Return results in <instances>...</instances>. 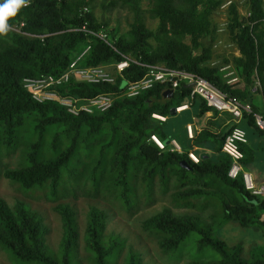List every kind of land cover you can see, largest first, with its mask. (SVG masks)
<instances>
[{
    "label": "trees",
    "instance_id": "trees-1",
    "mask_svg": "<svg viewBox=\"0 0 264 264\" xmlns=\"http://www.w3.org/2000/svg\"><path fill=\"white\" fill-rule=\"evenodd\" d=\"M130 1L136 7L137 0ZM224 1L150 0L147 10L155 19L153 28H146L135 18L126 32L114 37V32L108 30V35L118 50L139 61L189 70L243 102L253 96L251 87L257 80L256 89L264 102V0H247V15L239 14L236 2L229 0L225 28L237 54L219 61L211 54V45L202 43V39L215 30L214 26L210 29L211 14ZM88 2L31 0L9 21L12 26L19 22L22 25L0 37V175L46 199L67 194L108 195L127 209L138 201V188L149 201L155 181L161 191L171 182L175 190L170 195L176 205L198 211L210 207L211 212L209 220L203 221L197 213L178 215L163 208L147 219L146 228L170 259L178 260L186 254L192 260L190 264H264V198L249 193L239 175H226L229 159L220 151V144L229 125H222L217 133L201 128L189 145H181L186 149L190 144H204L212 150L195 151L197 163L184 152L158 149L147 140L150 133L163 142L173 136L166 123L168 117L165 121L154 120L149 116L151 111L168 115L173 106L186 101L195 108L194 117L210 109L216 113L200 96L188 97L185 84L179 83L170 96H163L162 91L169 86L155 83L133 97H114L104 111L77 115L53 101H35L21 86L24 75L61 71L85 43L90 47L82 65L119 58L101 39L70 29L83 20L92 28H106L103 20L93 17ZM82 5L88 10L79 13ZM224 63L234 69L243 82L242 88L226 83L215 73ZM143 71L142 66L130 62L122 75L135 79ZM115 77L111 84L74 81L59 90L74 95L114 91L122 80ZM252 109H257L255 104ZM239 125L252 127L264 149V130L253 123L251 114H243ZM238 147L243 154L241 162L247 166L252 151L246 144ZM17 151L16 166L7 167L8 157ZM180 160L186 161L190 169L182 167ZM258 177L254 174L256 182ZM54 209L60 214L63 229L55 250L44 242L45 228L38 214L21 201L9 208L0 198V248L13 264H78L73 212L63 203H57ZM105 220L102 210L89 208L84 243L92 264H116L123 245V239L103 234ZM229 221L258 229L261 242L252 243L247 250L239 242L226 244L218 233ZM123 264L141 263L129 252Z\"/></svg>",
    "mask_w": 264,
    "mask_h": 264
},
{
    "label": "rangeland",
    "instance_id": "rangeland-1",
    "mask_svg": "<svg viewBox=\"0 0 264 264\" xmlns=\"http://www.w3.org/2000/svg\"><path fill=\"white\" fill-rule=\"evenodd\" d=\"M225 0L219 8L211 14V28L216 27L215 30L202 39V43L211 45L210 52L213 56H217L219 61L224 57H230V54H237L235 46L229 41L227 30L225 28L226 21V6ZM237 4V11L243 14L247 10V0H233ZM136 7L132 6L130 0H89L87 3L88 9L96 20L105 22V27L114 32V37L126 32L135 18H138L146 28H153L155 26V19L148 13L150 7V0H137ZM264 4V3H263ZM184 40H187L185 38ZM124 80L120 81L122 85ZM260 104V101L256 102ZM190 108L183 113L193 115L195 108ZM183 113L169 112L167 117V125L171 129L172 134L179 142L182 143V123ZM202 114L199 123H203L205 129H209L215 133L220 130V127L228 125L224 123L226 115L221 116ZM212 117V118H211ZM225 124V125H224ZM245 130L246 139L251 141L252 136L256 137L254 129L250 126H242ZM189 145V143L187 144ZM253 146V143H252ZM252 151L253 162L251 165L256 166L258 174L264 177V149L261 143L257 141L254 143ZM18 151L7 159V167L13 168L16 166L18 160ZM256 163V164H254ZM261 164V165H260ZM254 176V174H253ZM175 188L171 182L166 190L161 191L157 182H154L152 189V198L147 201L143 196L141 189L138 188V201L130 208L120 206L108 195L99 196H84L78 195L76 197L67 194L60 196L54 200L46 199L42 196H36L32 193L12 184L8 178L0 175V198L5 204L11 208L17 201L25 203L29 209L33 210L41 219V225L45 228L44 242L46 245L55 250L58 246L60 238L63 233L60 214L54 209L57 203L67 204L74 216L75 225L77 228V246H76V261L78 264H92L89 252L85 248L84 234L86 226V214L90 207H96L102 210L106 216L103 234L117 236L123 239V245L116 264H123L129 252L134 253L139 258L141 264H190L191 258L184 254L178 260L170 259L167 254L159 247L157 237L154 236L146 228L147 219L159 212L163 208H168L174 214L197 213L201 220L208 221L211 208L208 207L203 211H198L195 208L176 205L171 197V193ZM218 237L223 239L226 244L233 245L236 242L241 243L244 250H247L252 243L261 242L262 234L260 231L252 230L251 227L239 225L236 221H229L220 229ZM0 264H13L4 250L0 248Z\"/></svg>",
    "mask_w": 264,
    "mask_h": 264
},
{
    "label": "built area",
    "instance_id": "built-area-1",
    "mask_svg": "<svg viewBox=\"0 0 264 264\" xmlns=\"http://www.w3.org/2000/svg\"><path fill=\"white\" fill-rule=\"evenodd\" d=\"M87 10V6L82 5L79 13H84ZM243 14L247 15L248 11L246 10ZM18 25H22V22L14 24L12 28L16 29ZM70 29H76L84 35H92L101 39L119 55V58L105 63L82 65L81 60L90 47L89 43H85L58 73L43 72L37 75H24L21 77V86L29 93L32 99L38 102L53 101L63 107L66 112L77 115L79 113L104 111L111 106L114 97H133L141 91L151 88L155 83H164L171 89L179 83L185 85L191 83L188 87V97L198 95L216 111V114L226 115L224 123L229 126L220 144V151L226 154L229 159L226 175L230 178H235L239 175L243 187L249 193L264 198V180L255 181L253 174L241 162L243 154L238 147L239 144L247 142L245 130L239 125L243 114H251L253 123L259 129L264 130V102L262 99L260 104L253 103L251 99L243 102L221 91L204 77L189 70L166 66L161 63L139 61L128 52H122L113 45L107 28H92L83 20L80 24ZM39 36L42 35L39 34ZM130 62H135L144 68L143 73L138 78L128 79L123 77L122 71L128 67ZM215 73L226 83L238 88L243 87V82L229 63L222 64ZM116 75L121 77L124 83L122 85L119 84L118 89L114 91L106 90L91 95H74L59 90L60 86L74 81L111 84L115 81ZM256 87L257 80L254 81L251 87L254 93L258 92ZM253 104L257 107L256 110L252 109ZM188 108L189 103L185 101L173 106L172 109L176 113ZM207 111H210L212 115L211 109ZM149 116L158 121H165L167 118V115L156 111H151ZM184 132L191 141L195 134L190 122L184 123ZM147 140L151 141L158 149L177 153L184 152L186 157L193 163L198 162V156L194 150L189 147L183 149L174 136H170L166 142H163L155 133H150Z\"/></svg>",
    "mask_w": 264,
    "mask_h": 264
},
{
    "label": "crops",
    "instance_id": "crops-1",
    "mask_svg": "<svg viewBox=\"0 0 264 264\" xmlns=\"http://www.w3.org/2000/svg\"><path fill=\"white\" fill-rule=\"evenodd\" d=\"M251 100L253 101V103H255V101L257 102H261V96H260V93L259 92H255V93H253V96L251 97ZM257 104V103H256ZM184 111H187V110H182V111H180V112H178V113H183ZM204 116H208V114H210V111H205L204 112ZM217 115H219V116H221L222 118L224 117V115L223 114H217ZM181 117H183V123H182V127H181V129H182V133H183V137H182V143L184 144V145H186L187 143H190L191 141L186 137V135H185V132H184V123H186V122H190L191 123V125H192V127H193V129H194V134H196L200 129H201V127H203V123H199V119H200V117L201 116H199V117H194L193 115H187V113H183L182 114V116ZM212 118V117H211ZM174 136V135H173ZM257 141H259L258 140V137L256 136V137H254V135L252 136V139H251V141H249L248 139H247V142L245 143L246 144V146L251 150V151H254L253 150V147H254V143L255 144H257ZM252 143H253V146H252ZM189 148H192L193 150H194V152L195 151H204V152H207V153H212V150L209 148V147H207V146H205L204 144H202V145H197V144H190V146H189ZM253 155V154H252ZM252 159V158H251ZM251 159L249 160V162H248V165L247 166H245L252 174H256L257 176H260L261 175V173L260 174H258L259 172L257 171V169H256V166H252L251 165V163L253 164V162H251L250 163V161H251ZM254 164H256V163H254ZM261 165V164H260ZM254 177V176H253ZM264 179H262L261 177L259 178L258 177V181H263Z\"/></svg>",
    "mask_w": 264,
    "mask_h": 264
},
{
    "label": "clouds",
    "instance_id": "clouds-1",
    "mask_svg": "<svg viewBox=\"0 0 264 264\" xmlns=\"http://www.w3.org/2000/svg\"><path fill=\"white\" fill-rule=\"evenodd\" d=\"M30 3L31 0H3L0 3V37L7 36L13 30L9 21Z\"/></svg>",
    "mask_w": 264,
    "mask_h": 264
},
{
    "label": "water",
    "instance_id": "water-1",
    "mask_svg": "<svg viewBox=\"0 0 264 264\" xmlns=\"http://www.w3.org/2000/svg\"><path fill=\"white\" fill-rule=\"evenodd\" d=\"M187 87H189L191 85V83H187L186 84ZM163 96H170L172 94V90L171 88H165L162 93H161ZM171 113H174L173 112V109L170 110ZM179 164L184 167L185 169H190V166L186 163V161L184 160H180L179 161Z\"/></svg>",
    "mask_w": 264,
    "mask_h": 264
}]
</instances>
